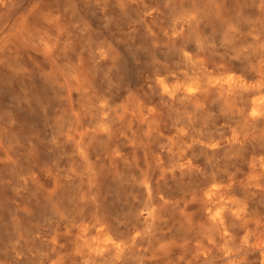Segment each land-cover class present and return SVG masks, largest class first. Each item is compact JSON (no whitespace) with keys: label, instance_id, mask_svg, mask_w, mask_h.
I'll return each instance as SVG.
<instances>
[{"label":"clouds","instance_id":"obj_1","mask_svg":"<svg viewBox=\"0 0 264 264\" xmlns=\"http://www.w3.org/2000/svg\"><path fill=\"white\" fill-rule=\"evenodd\" d=\"M0 264H264V0H0Z\"/></svg>","mask_w":264,"mask_h":264},{"label":"rangeland","instance_id":"obj_2","mask_svg":"<svg viewBox=\"0 0 264 264\" xmlns=\"http://www.w3.org/2000/svg\"><path fill=\"white\" fill-rule=\"evenodd\" d=\"M221 18L213 20V27L219 28ZM235 126V125H233ZM228 130H225L224 135L227 134ZM167 135L168 132L166 131ZM215 135V133H214ZM129 191L133 189L128 188ZM39 191L45 200L53 198L57 202V207L68 217L67 220L61 221L59 217H55L52 227L58 232H68L69 229L66 227L69 221L74 222L77 225H89L93 221V217L97 216L103 219L106 224H110L112 216L120 212V205L116 203V197L120 196V190L114 189L111 186H104L101 189V194L97 196L96 200H92L93 192L89 190L87 183L81 184L77 181L76 186L71 190L60 188L59 184L54 181L52 188L40 187ZM53 194V195H52ZM48 197V198H47ZM47 198V199H46ZM23 207V205L21 206ZM53 221V216L50 214L41 223L47 226V222ZM39 227V225H37ZM72 228V234H78V229ZM115 238V237H114ZM58 243H63V240L57 237Z\"/></svg>","mask_w":264,"mask_h":264},{"label":"bare ground","instance_id":"obj_3","mask_svg":"<svg viewBox=\"0 0 264 264\" xmlns=\"http://www.w3.org/2000/svg\"><path fill=\"white\" fill-rule=\"evenodd\" d=\"M218 18H220V17H218ZM216 20H217V19H216ZM219 21H220V20H218L217 22H219ZM220 22H221V21H220ZM220 22H219V23H220ZM219 25H220V24H219ZM230 134H231L230 131H228L227 134H225V137L229 136ZM63 190H64V189H63ZM92 192H93V191H92ZM52 195H53V194H52ZM47 198H48V197H47ZM47 198H46V199H47ZM83 224H84V223H83ZM87 225H88V224H87ZM76 230H77V229H76ZM113 238H114V237H113Z\"/></svg>","mask_w":264,"mask_h":264}]
</instances>
